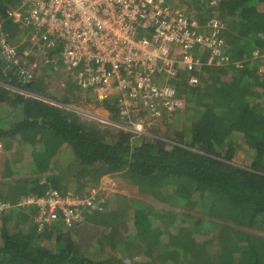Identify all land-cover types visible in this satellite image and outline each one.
I'll use <instances>...</instances> for the list:
<instances>
[{
	"label": "trees",
	"instance_id": "1",
	"mask_svg": "<svg viewBox=\"0 0 264 264\" xmlns=\"http://www.w3.org/2000/svg\"><path fill=\"white\" fill-rule=\"evenodd\" d=\"M176 3L187 16L225 23L234 64L218 77L207 67L209 83L181 89L185 109L165 117L161 136L136 137L115 100L95 95L119 124L109 129L66 107L78 85H52L49 68H32L34 57L25 64L23 26L7 14L17 4L0 0L1 30L21 54L16 65L0 45V117L4 105L15 114L0 118V201L12 205L0 216V264H264V236L254 233H264V68L252 58L264 52V0ZM107 176L135 196L98 195L100 209L84 211L82 223L40 231L37 207H22L25 197L87 192L86 177L98 187ZM86 222L94 233L77 238Z\"/></svg>",
	"mask_w": 264,
	"mask_h": 264
},
{
	"label": "built area",
	"instance_id": "2",
	"mask_svg": "<svg viewBox=\"0 0 264 264\" xmlns=\"http://www.w3.org/2000/svg\"><path fill=\"white\" fill-rule=\"evenodd\" d=\"M222 1L198 0L209 8ZM7 14L23 26L25 64L34 57L35 70L49 68L72 77L83 94L115 100L120 123L136 137L146 135L141 114L160 121L178 112L185 105L181 89L199 86L206 67L234 64L225 23L217 15L206 21L187 16L176 0H20ZM0 45L18 65L21 54L1 24ZM252 58L264 68V52L257 49ZM32 205L40 231L82 223L84 211L100 209L95 191L77 195L53 188L22 200L25 209ZM8 209L12 205L0 201V216Z\"/></svg>",
	"mask_w": 264,
	"mask_h": 264
},
{
	"label": "rangeland",
	"instance_id": "3",
	"mask_svg": "<svg viewBox=\"0 0 264 264\" xmlns=\"http://www.w3.org/2000/svg\"><path fill=\"white\" fill-rule=\"evenodd\" d=\"M7 0H4V2H6ZM10 1L12 4H19L20 0H8ZM62 67V64H61ZM207 68V67H206ZM205 68V69H206ZM212 75L218 77L220 74L217 71L218 67H212ZM204 69V70H205ZM44 77H48L50 82L52 83V85L55 84V86H60V88H65L62 85H66V84H73V79H71V77H67L65 74L64 75H60V74H55V73H51L49 71H44ZM210 74V72L205 71L202 75H201V83L203 84H207L209 83L210 77L212 76ZM39 76V74H38ZM43 76V75H42ZM72 81V82H71ZM80 98V99H79ZM73 103H70L68 106L69 109L77 112L80 116H82V118L96 123L98 126H102L104 128H115L117 125V123L113 122L112 119H110V117L107 116L106 113H103L102 110H99V106L97 103L95 104L96 101V97L94 95L91 94H83L82 92H80L79 90H77V88H75V95L71 98ZM102 103V102H101ZM186 103V102H185ZM5 108H7V113H4L1 115L0 118H4L7 121H11L13 120V118L15 117V114L12 112V109L10 107H8L7 105H4ZM184 106H182V109H185ZM141 118V125H144V131L145 134L147 136H154V135H159L161 136L158 132L161 130L164 132L165 131V125L163 120L165 118H163L162 120L158 121V120H154L152 121L151 119H147L145 115L141 114L140 115ZM157 129V130H155ZM162 132V133H163ZM241 143H243L241 141ZM0 155H2V149L0 148ZM65 177L66 179H71V180H76L74 178L73 173H68L69 168L65 169ZM88 177V176H87ZM87 177L85 178V182H87V185L89 186L88 188H90L87 192L81 191V192H75V190H69L68 192H74L77 195H85L88 193H91L93 191L97 192V194L99 196H102V199H115V202H125V200L127 197H134L135 194L134 193V189L132 188V186L129 185V183H127L125 180L121 179L120 177H116V178H110V177H104L102 178V181L99 183L98 187L94 186L92 181H87ZM82 177H79V179H81ZM73 183H75V181H72ZM70 187V186H69ZM120 195H125L123 197H121ZM125 197V198H124ZM123 198V199H122ZM115 216L117 217V212H115ZM93 225L91 224V222H86L85 225H83L82 227H80V234L76 235L77 238H82L83 236H89L91 234L94 233L93 230ZM255 234H259V235H263L264 233H260L259 231H254ZM128 235H135V232L133 230V228H130ZM0 243H1V238H0ZM141 258L136 257V260H140Z\"/></svg>",
	"mask_w": 264,
	"mask_h": 264
},
{
	"label": "crops",
	"instance_id": "4",
	"mask_svg": "<svg viewBox=\"0 0 264 264\" xmlns=\"http://www.w3.org/2000/svg\"><path fill=\"white\" fill-rule=\"evenodd\" d=\"M218 69H220V67H218ZM204 72H205V70H204ZM0 148H1V145H0ZM49 175H52V174H51L50 172L44 174V181L47 180V177H48ZM1 181L3 182L4 180L0 179V182H1Z\"/></svg>",
	"mask_w": 264,
	"mask_h": 264
}]
</instances>
